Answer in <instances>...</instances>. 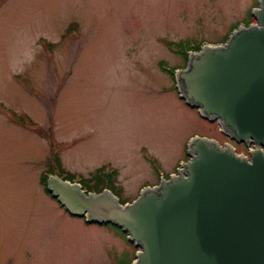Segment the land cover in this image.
Here are the masks:
<instances>
[{"label": "rangeland", "instance_id": "obj_1", "mask_svg": "<svg viewBox=\"0 0 264 264\" xmlns=\"http://www.w3.org/2000/svg\"><path fill=\"white\" fill-rule=\"evenodd\" d=\"M257 1L0 0V264L131 263L126 233L70 215L40 173L58 158L80 178L113 167L132 200L188 159L192 137L223 143L161 65L185 67L178 41L215 45L255 22Z\"/></svg>", "mask_w": 264, "mask_h": 264}, {"label": "water", "instance_id": "obj_2", "mask_svg": "<svg viewBox=\"0 0 264 264\" xmlns=\"http://www.w3.org/2000/svg\"><path fill=\"white\" fill-rule=\"evenodd\" d=\"M257 4L255 22L190 53L174 73L184 102L229 140L252 145L248 156L194 136L176 175L124 204L108 189L47 180L69 214L126 233L138 248L132 264H264V0Z\"/></svg>", "mask_w": 264, "mask_h": 264}, {"label": "trees", "instance_id": "obj_3", "mask_svg": "<svg viewBox=\"0 0 264 264\" xmlns=\"http://www.w3.org/2000/svg\"><path fill=\"white\" fill-rule=\"evenodd\" d=\"M236 27V26H235ZM72 30V26H68L66 28V31H70ZM225 41V40H224ZM51 44V43H49ZM174 45V43H172ZM200 44L197 43V44H192L185 40V41H178L177 43H175V48L177 50V52H179V54H181L185 59L187 58V52L188 50H191L192 48L194 50H199L200 49ZM161 68L163 70H166L169 74L173 75L174 74V70L176 68H173V69H166L165 66H163V64L161 65ZM11 115L14 117V119H16V121L18 122H21V123H26V124H29V123H32V119L30 117H28L27 115L25 116H16L14 113H11ZM56 158H58L56 156ZM59 159V158H58ZM58 159H53L54 160V163L56 165V169L58 170L57 174L62 177L63 179H68V180H74V178L77 177V175L74 173H69V172H66L64 169L61 168L60 164H59V161ZM150 162L154 165V163L156 162L155 160L149 158ZM61 168V169H60ZM103 169L104 167H99L98 169H96L95 173L89 177H86V178H80L79 181L80 183L82 184L83 188L87 189V190H92V191H95V192H100L104 187H107L109 189H111V191L113 193L116 194L115 190H114V187H113V183L110 179V177L116 172V170L114 169L111 173V174H105L103 172ZM46 171L52 173L54 172L53 169L51 167H49ZM80 176V175H78ZM46 180H47V177L45 176V174L42 172L41 173V178H40V183L43 184L44 186V192L49 194V191L47 190L46 188ZM113 180V179H112ZM87 182H93V184L90 186L87 184ZM118 195V194H117ZM51 196V195H50ZM52 198H54L52 196ZM55 199V198H54ZM120 202L121 203H124L128 200H125V199H122L121 197L119 198ZM136 250V249H135ZM130 264V263H129Z\"/></svg>", "mask_w": 264, "mask_h": 264}, {"label": "bare ground", "instance_id": "obj_4", "mask_svg": "<svg viewBox=\"0 0 264 264\" xmlns=\"http://www.w3.org/2000/svg\"><path fill=\"white\" fill-rule=\"evenodd\" d=\"M174 175H176V174H174ZM169 177H167V178H164V179H168Z\"/></svg>", "mask_w": 264, "mask_h": 264}]
</instances>
